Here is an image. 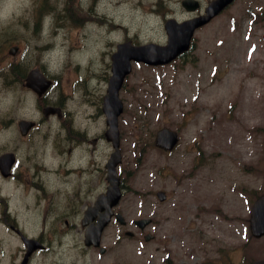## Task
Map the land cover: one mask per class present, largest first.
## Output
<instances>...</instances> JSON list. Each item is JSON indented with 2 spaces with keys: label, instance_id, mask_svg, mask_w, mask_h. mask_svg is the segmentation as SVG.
<instances>
[{
  "label": "rangeland",
  "instance_id": "374dc122",
  "mask_svg": "<svg viewBox=\"0 0 264 264\" xmlns=\"http://www.w3.org/2000/svg\"><path fill=\"white\" fill-rule=\"evenodd\" d=\"M180 1L172 0L167 8L158 5V14L165 17L169 9H175L176 20L189 17ZM198 1L205 6V0ZM74 2L68 0L67 15L58 17L65 21L62 26H80L89 19L73 9ZM249 10L264 17V0H236L195 32L192 50L184 59L159 67L133 63L119 92L123 111L118 117L122 156L118 171L123 192L117 210L126 221L155 214L170 217L165 228L177 225L179 240L188 238L194 251L209 249L215 240L217 248L230 243V228L236 235L245 233L246 224L219 226L217 208L247 214L237 192L258 187L257 176L264 170V20L255 21ZM166 19L160 45L166 43ZM0 57L6 58L5 51ZM61 98L64 103L63 93ZM101 101L102 97L96 101L98 115H103ZM65 124H71V113ZM163 127L179 136L169 154L154 144L156 131ZM99 143L106 142L100 138ZM157 191L169 196L167 202L175 211L161 215L167 205L157 204ZM113 230L106 231L109 264H159L166 258V253L154 252L151 244L140 247L139 240L122 237L116 245ZM196 258L189 257L192 262Z\"/></svg>",
  "mask_w": 264,
  "mask_h": 264
},
{
  "label": "clouds",
  "instance_id": "9594fccd",
  "mask_svg": "<svg viewBox=\"0 0 264 264\" xmlns=\"http://www.w3.org/2000/svg\"><path fill=\"white\" fill-rule=\"evenodd\" d=\"M171 3L75 0L73 9L89 19L70 27L62 26L65 21L58 19L67 15L68 0H0V43L15 40L18 46L14 58L0 61V155L15 156L9 176L0 173V264H23L29 252V264H94L80 226L85 220L82 207L95 205L108 187L97 172L108 155L107 144L99 143L107 115H98L96 108L97 99L110 87L103 79L108 72V54L127 40H136L142 46L159 44L164 38L163 19L177 18V10L169 9L161 17L157 7L162 4L167 8ZM37 60L43 69L42 73L37 71V78L49 83L51 89H46L42 97L13 82L11 76L14 65L33 69ZM79 85L85 86L87 94ZM61 93L65 98L60 112L63 119L49 114L45 120L38 100L59 104ZM69 113L72 131L84 136L79 143L67 141L64 123ZM29 124L32 129L25 134ZM93 140L98 141L95 150L89 143ZM58 142L65 149L63 153L57 148ZM68 147L72 149L70 156ZM21 166L31 183L15 178ZM37 168L41 169L39 173ZM35 184H40L43 191ZM4 215L17 224L19 232L4 222ZM62 217L71 227L65 226ZM41 236L43 248L32 251L31 242Z\"/></svg>",
  "mask_w": 264,
  "mask_h": 264
},
{
  "label": "flooded vegetation",
  "instance_id": "af4514ba",
  "mask_svg": "<svg viewBox=\"0 0 264 264\" xmlns=\"http://www.w3.org/2000/svg\"><path fill=\"white\" fill-rule=\"evenodd\" d=\"M3 51H5L6 58L0 57V61H3L4 59H8V58H14V56H16V54L18 53V46L17 44L13 43L12 40L7 41L5 43H0V52ZM34 68L38 69L41 73L43 72V69L40 67L38 63ZM30 70L31 69L18 67L14 65L11 69V76L12 78H14L13 82H19L21 85L26 87L25 78L28 76ZM5 80L8 81L9 77L5 76ZM48 90L50 91L51 89L49 88ZM44 94L45 92L39 97H42ZM63 104L64 103L62 98H60L59 104H55V105L50 104L47 100L42 98L38 100V107L40 108L41 112L44 114L45 120H47V116L49 114H56L61 119H63V117L60 115ZM64 127L68 129L67 141L69 144H71L73 141L79 143L80 141L84 140V136L72 131L71 124L66 125L64 123ZM30 129H32L31 124L27 125L24 128V133L27 134ZM57 140L59 141V137L57 138ZM97 142H98L97 140H93L89 142L93 145V150ZM106 143L108 149V155L106 157L107 160L110 154L109 152L110 144L108 142ZM57 148L60 149L61 151L59 142L57 143ZM158 150L164 152L161 149ZM71 151H72L71 147H68L67 152L69 156L71 155ZM164 153L169 154L171 152L165 151ZM6 155L9 156L8 160L11 162L8 166V174L5 178L9 176V169L15 166V156L11 153H7L4 155H0V157ZM21 167H22L21 172L17 174L15 178L19 181L31 183V179L27 174V170L23 169V166ZM40 170H41L40 168H37L36 169L37 173H39ZM251 171L252 168H250L249 173ZM98 174L100 175V181H103L107 184L105 179V171L103 168H101L98 171ZM65 175H67V173H65ZM257 184H259L258 187H251V188L246 187L245 189H241L239 192H237V195L240 198L239 201L245 203L244 209L247 214H243L240 211H238L239 214H236L233 210H231L229 214L225 212L222 208L217 206L218 207L217 213L219 215L218 221H220L221 223L220 225L218 224L219 226L223 225L224 222L227 224V226H232V227L238 223L246 224V230L244 234L238 232L239 235L238 234L236 235L234 233V230L230 228L228 233L231 234L230 237L232 238V241L230 243H226L223 246H218V248H217V240H215L212 241L213 242L212 245H209V249L200 247V248H196V251H194L193 250L194 247L191 245L190 240L188 238L179 240L182 236L176 234L174 230V228L178 229L177 225L172 229L165 228V225L167 221H169L170 217H157L158 214H155L154 217L149 218L150 222L144 224L143 226L137 224L135 219H131L130 221L125 220V224L120 225L118 222L115 221L114 218H112L110 222L104 227L101 233L100 244L98 247L89 246L85 243V231L88 228V226L97 223V216L95 218H90V219L85 218V222L83 221V223L80 226L84 236L85 247L87 250H90L92 252L94 264H109V260L107 257L109 247L107 243L108 237L106 235V231H108L109 228L113 227L114 230L112 232L116 237L115 240H118L116 245H118L122 241L123 239L122 237L126 236L129 239L142 241V243H140V247H145L147 243L153 245L154 252L166 253V258L162 260L159 264H254L255 262L264 260V230H261L259 232L260 236L258 237L255 236L254 232L252 231V223L254 220L252 215L253 206L255 202L259 200L264 201V170L262 171V176H257ZM33 186L43 191V188L40 184H35ZM168 198L169 196L165 193V201L157 202L159 206L167 205L166 208L164 209L165 211L162 212L161 215H169L170 210L173 211L176 210L172 204H169L166 201ZM91 205L92 204H88L82 207L83 214H84V210ZM49 210H51V208ZM72 210L73 212H75L76 208L73 206ZM113 211L114 213L118 212L117 206L113 209ZM96 213L100 214L101 212L98 211ZM3 219L4 222L13 231L19 232V228L17 224L14 221H12L7 215H4ZM61 219L64 221L66 227H71V225L67 224L66 217H62ZM59 223L60 222L58 221L57 224ZM128 226L132 227V229L131 230L128 229L127 228ZM116 227L118 228L116 229ZM182 230L184 232V228H182ZM127 232H130V235H127ZM184 234L187 235L188 233L187 234L184 233ZM241 241L243 242L241 243ZM44 243H45L44 237L41 236V239L35 241L34 243L37 246V248L31 247V250L35 251L37 249L43 248ZM189 246H191V249ZM97 254H99L101 259L96 260ZM30 255L31 252L28 255L25 264H29ZM190 255L197 257L196 260H194L193 262L190 261L189 259Z\"/></svg>",
  "mask_w": 264,
  "mask_h": 264
},
{
  "label": "water",
  "instance_id": "95a60500",
  "mask_svg": "<svg viewBox=\"0 0 264 264\" xmlns=\"http://www.w3.org/2000/svg\"><path fill=\"white\" fill-rule=\"evenodd\" d=\"M231 2L233 0H212L205 8L204 14L200 16L182 22H178L175 19H167L164 23V29L167 35L165 45L142 46L133 45L131 41H126L111 55V75L108 79L110 87L108 88L107 94L103 97L102 112L107 115L105 137L112 143L114 152L111 153L106 165L107 180L109 182L107 192L93 207L88 208L85 212V217L87 218L91 217L98 209H105V212L100 215L96 227L90 226L86 230L85 242L87 245H99L101 230L113 214L111 208L117 204L120 198L119 179L115 171L116 165L121 161L118 149L117 119L123 110V105L119 99V90L123 85L125 77L131 72V62H142L152 66L170 63L188 51L194 31L208 23ZM181 5L186 11H195L199 8V3L196 0H182ZM49 85V83L37 78V71L28 73L26 86L33 89L39 96ZM177 140L176 133L167 128H162L156 133V145L166 150H171L177 143ZM158 197L160 200L164 198L159 193ZM115 217L120 223L124 222L120 214H116ZM253 217L255 219L253 231L256 235H260L259 232L264 230V205L262 201L255 203ZM254 264H264V260Z\"/></svg>",
  "mask_w": 264,
  "mask_h": 264
},
{
  "label": "bare ground",
  "instance_id": "6f19581e",
  "mask_svg": "<svg viewBox=\"0 0 264 264\" xmlns=\"http://www.w3.org/2000/svg\"><path fill=\"white\" fill-rule=\"evenodd\" d=\"M256 82V81H255Z\"/></svg>",
  "mask_w": 264,
  "mask_h": 264
},
{
  "label": "trees",
  "instance_id": "16d2710c",
  "mask_svg": "<svg viewBox=\"0 0 264 264\" xmlns=\"http://www.w3.org/2000/svg\"><path fill=\"white\" fill-rule=\"evenodd\" d=\"M47 8V7H46Z\"/></svg>",
  "mask_w": 264,
  "mask_h": 264
}]
</instances>
